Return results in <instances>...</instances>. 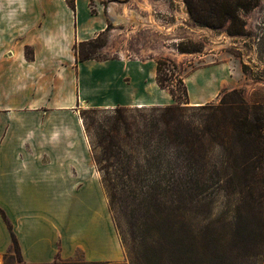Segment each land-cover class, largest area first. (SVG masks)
Returning a JSON list of instances; mask_svg holds the SVG:
<instances>
[{
  "label": "crops",
  "instance_id": "obj_1",
  "mask_svg": "<svg viewBox=\"0 0 264 264\" xmlns=\"http://www.w3.org/2000/svg\"><path fill=\"white\" fill-rule=\"evenodd\" d=\"M75 4L73 11L65 0H0V208L27 264L77 252L90 261L121 259L79 110L174 102L156 81V58L76 59L74 45L109 24H140L144 0ZM228 67L206 61L196 68L185 82L189 103L233 89ZM10 247L0 215V255Z\"/></svg>",
  "mask_w": 264,
  "mask_h": 264
},
{
  "label": "trees",
  "instance_id": "obj_2",
  "mask_svg": "<svg viewBox=\"0 0 264 264\" xmlns=\"http://www.w3.org/2000/svg\"><path fill=\"white\" fill-rule=\"evenodd\" d=\"M65 1L75 11V0ZM182 1L195 23L228 24L231 35L244 32L239 11L261 3ZM100 35L74 45L78 61L105 59L92 57L104 45ZM201 48L177 45L180 52ZM172 68L174 60L156 59V81L174 100L169 105L79 110L127 261L111 264H251L264 256L263 106L250 104L239 88L223 90L216 103L192 105L183 77L168 73ZM223 198L222 210L216 204ZM0 215L24 264L1 208Z\"/></svg>",
  "mask_w": 264,
  "mask_h": 264
},
{
  "label": "rangeland",
  "instance_id": "obj_3",
  "mask_svg": "<svg viewBox=\"0 0 264 264\" xmlns=\"http://www.w3.org/2000/svg\"><path fill=\"white\" fill-rule=\"evenodd\" d=\"M144 3L147 5H145L147 11H141V17L150 18L152 23L141 19V23L134 28L128 23L109 24L99 37L104 41V45L97 48L92 53V57L170 58L177 63V68H172L168 73L181 75L186 83L189 75L203 65V62H228L226 75L231 77V86L242 89L245 99L250 104H259L264 109V0L248 12L239 11L245 24L242 35H231L226 29L228 24L223 28L212 29L195 23L189 17L182 0H144ZM114 29L119 31L113 33ZM187 41L202 44L201 50L178 51V43ZM172 83L175 87L178 86L175 79ZM224 90L228 88L225 87ZM219 97L220 93L213 102H218ZM216 205L222 210L225 209L228 205L226 198L219 200ZM121 252V259L109 261L110 264L127 262L122 246ZM116 253L119 256L118 252ZM90 262L92 261L87 260L81 252H77L69 258L58 256L48 264H89ZM0 264H18L13 249L10 248L0 255ZM251 264H264V256Z\"/></svg>",
  "mask_w": 264,
  "mask_h": 264
},
{
  "label": "water",
  "instance_id": "obj_4",
  "mask_svg": "<svg viewBox=\"0 0 264 264\" xmlns=\"http://www.w3.org/2000/svg\"><path fill=\"white\" fill-rule=\"evenodd\" d=\"M187 13H188V15H189V17H190V14H189V12L187 11ZM191 18V17H190Z\"/></svg>",
  "mask_w": 264,
  "mask_h": 264
}]
</instances>
